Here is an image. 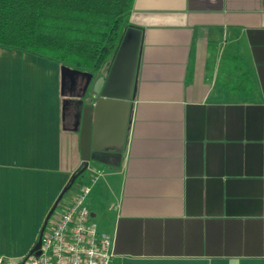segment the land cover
I'll list each match as a JSON object with an SVG mask.
<instances>
[{"label": "crops", "instance_id": "obj_1", "mask_svg": "<svg viewBox=\"0 0 264 264\" xmlns=\"http://www.w3.org/2000/svg\"><path fill=\"white\" fill-rule=\"evenodd\" d=\"M130 21L143 33L127 137L90 162L85 201L113 264H264V0H134ZM67 96L58 63L0 47L8 259L29 254L82 163ZM117 119L101 128L110 152Z\"/></svg>", "mask_w": 264, "mask_h": 264}, {"label": "trees", "instance_id": "obj_2", "mask_svg": "<svg viewBox=\"0 0 264 264\" xmlns=\"http://www.w3.org/2000/svg\"><path fill=\"white\" fill-rule=\"evenodd\" d=\"M133 5L134 0H0V47L99 73L134 26ZM92 176L88 168L78 179L90 184Z\"/></svg>", "mask_w": 264, "mask_h": 264}, {"label": "water", "instance_id": "obj_3", "mask_svg": "<svg viewBox=\"0 0 264 264\" xmlns=\"http://www.w3.org/2000/svg\"><path fill=\"white\" fill-rule=\"evenodd\" d=\"M142 33V29L136 26L128 27L113 60L107 68L99 73L80 71L66 65L60 67L61 90H63L68 77L74 80L76 75L86 76L84 89L80 90L77 95L67 96L63 100L64 119L68 104H74L72 118L76 129H80L82 163L72 173L68 183L63 187L46 215L38 240L29 254H33L40 248L43 233L59 203L74 186L78 177L89 168L90 162L92 160L103 161V156L111 153L122 155L131 121L132 100L135 96L142 49ZM112 113H115L118 119L115 142L111 144V146H115V150L110 152L107 149V142L104 141L106 137H104L101 128L104 125V118ZM19 261L20 259H16V262Z\"/></svg>", "mask_w": 264, "mask_h": 264}, {"label": "built area", "instance_id": "obj_4", "mask_svg": "<svg viewBox=\"0 0 264 264\" xmlns=\"http://www.w3.org/2000/svg\"><path fill=\"white\" fill-rule=\"evenodd\" d=\"M89 192L90 184L81 183L69 205L47 224L39 253L21 256L19 262L0 255V264H113L112 237L93 221L85 204Z\"/></svg>", "mask_w": 264, "mask_h": 264}, {"label": "rangeland", "instance_id": "obj_5", "mask_svg": "<svg viewBox=\"0 0 264 264\" xmlns=\"http://www.w3.org/2000/svg\"><path fill=\"white\" fill-rule=\"evenodd\" d=\"M48 60V59H47ZM49 62H54V61H50L48 60ZM56 63V62H55ZM57 64V63H56ZM45 72L46 74V77H47V74L50 72V68L49 66H47L45 68V70H42ZM50 86V83L48 81V79H46V82H45V88L48 89ZM96 170V169H95ZM98 171V169H97ZM100 171V170H99ZM81 183H84L82 178L81 179H78L76 181V183L74 184V186L65 194L64 198L61 200V202L59 203L56 211L54 212L53 216L51 217L50 221H49V225H51V223L56 219V217L66 208V206L68 205L69 201L72 200L75 196V194L77 193L78 191V187Z\"/></svg>", "mask_w": 264, "mask_h": 264}, {"label": "flooded vegetation", "instance_id": "obj_6", "mask_svg": "<svg viewBox=\"0 0 264 264\" xmlns=\"http://www.w3.org/2000/svg\"><path fill=\"white\" fill-rule=\"evenodd\" d=\"M85 81H86V76H84V75H76L74 80H72L68 77L66 79L64 87H63L64 93L69 95V96L77 95L80 90L84 89ZM72 105H74V104L70 103L67 106V111H66V116H65L66 120H68L70 117V114H71L70 113V107H72ZM104 156H106V155H104Z\"/></svg>", "mask_w": 264, "mask_h": 264}]
</instances>
